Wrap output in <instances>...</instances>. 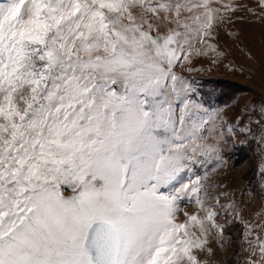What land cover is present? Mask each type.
<instances>
[{
  "label": "snow or ice",
  "instance_id": "obj_1",
  "mask_svg": "<svg viewBox=\"0 0 264 264\" xmlns=\"http://www.w3.org/2000/svg\"><path fill=\"white\" fill-rule=\"evenodd\" d=\"M253 3L0 0V264H210L233 228L236 264H264V159L247 202L210 180L264 157V100L230 121L185 74Z\"/></svg>",
  "mask_w": 264,
  "mask_h": 264
},
{
  "label": "rangeland",
  "instance_id": "obj_2",
  "mask_svg": "<svg viewBox=\"0 0 264 264\" xmlns=\"http://www.w3.org/2000/svg\"><path fill=\"white\" fill-rule=\"evenodd\" d=\"M245 2L254 6L253 0ZM229 31L238 34L239 39L235 35H229ZM219 44L228 53V59L212 65L210 58H202L196 62V66L211 68V71L185 74L197 78L203 98L209 105L224 107L230 121H234L245 105L249 107L253 104L259 105L264 100V22L256 21L248 14V19L243 23L231 25L229 29L221 31ZM258 147L252 143L244 148L235 149L228 157L227 165L210 176L213 182L227 186L220 190L235 192L238 203L249 200V194L241 198L242 188L259 184V177L256 175L257 165L264 157L257 155ZM252 195H255V200L245 207L246 219L251 218L261 207L260 196L257 193ZM183 211L195 212L196 207L193 204H185ZM183 211L179 217L181 219ZM229 231L232 232L233 238L226 246L221 247L218 242H213L215 254L210 258V264H236L237 260L245 255L238 254L235 249L238 242L237 229H226L225 240H228Z\"/></svg>",
  "mask_w": 264,
  "mask_h": 264
}]
</instances>
